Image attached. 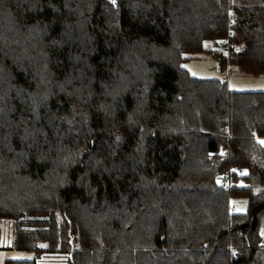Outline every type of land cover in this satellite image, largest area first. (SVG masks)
<instances>
[{"label":"trees","instance_id":"obj_1","mask_svg":"<svg viewBox=\"0 0 264 264\" xmlns=\"http://www.w3.org/2000/svg\"><path fill=\"white\" fill-rule=\"evenodd\" d=\"M207 55L264 74V0H0L4 264H264V90Z\"/></svg>","mask_w":264,"mask_h":264},{"label":"rangeland","instance_id":"obj_2","mask_svg":"<svg viewBox=\"0 0 264 264\" xmlns=\"http://www.w3.org/2000/svg\"><path fill=\"white\" fill-rule=\"evenodd\" d=\"M219 66L218 61L210 55L201 58L189 59L186 67L192 74L201 78H227L228 88L238 91H261L264 90V74L253 76L243 73L239 68L231 66V71H216L215 67ZM264 143V142H263ZM237 211H244L246 202L236 200ZM242 204V205H241ZM12 221L0 220V246L12 248ZM13 249V248H12ZM12 259H32L35 257L33 251L17 250Z\"/></svg>","mask_w":264,"mask_h":264},{"label":"built area","instance_id":"obj_3","mask_svg":"<svg viewBox=\"0 0 264 264\" xmlns=\"http://www.w3.org/2000/svg\"><path fill=\"white\" fill-rule=\"evenodd\" d=\"M228 41V38H223V39H221V41H220V44H226V42ZM227 48H225V50H226ZM231 65H228L227 66V68H226V70L228 71V72H230L231 71ZM217 71H220V72H222V70L219 68V67H216L215 68ZM222 180H223V184L225 185V186H228V187H231V185H232V182H231V178H230V175H229V172L228 171H226L224 174H223V178H222ZM233 208H231V210H232Z\"/></svg>","mask_w":264,"mask_h":264},{"label":"crops","instance_id":"obj_4","mask_svg":"<svg viewBox=\"0 0 264 264\" xmlns=\"http://www.w3.org/2000/svg\"><path fill=\"white\" fill-rule=\"evenodd\" d=\"M15 249L0 246V264H4L6 260L12 259V255L15 254Z\"/></svg>","mask_w":264,"mask_h":264},{"label":"water","instance_id":"obj_5","mask_svg":"<svg viewBox=\"0 0 264 264\" xmlns=\"http://www.w3.org/2000/svg\"><path fill=\"white\" fill-rule=\"evenodd\" d=\"M225 81H226V80H225ZM225 81H224V82H225Z\"/></svg>","mask_w":264,"mask_h":264}]
</instances>
